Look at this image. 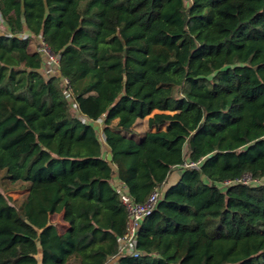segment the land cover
<instances>
[{
	"label": "trees",
	"instance_id": "obj_1",
	"mask_svg": "<svg viewBox=\"0 0 264 264\" xmlns=\"http://www.w3.org/2000/svg\"><path fill=\"white\" fill-rule=\"evenodd\" d=\"M0 16V264H264V0H0ZM122 186L159 193L139 257L119 254Z\"/></svg>",
	"mask_w": 264,
	"mask_h": 264
},
{
	"label": "built area",
	"instance_id": "obj_2",
	"mask_svg": "<svg viewBox=\"0 0 264 264\" xmlns=\"http://www.w3.org/2000/svg\"><path fill=\"white\" fill-rule=\"evenodd\" d=\"M24 39H28L33 37L30 32H26L22 36ZM32 39V38H31ZM43 47L38 52L43 56L44 66H50L48 72L54 73L55 69L59 66L58 57L55 56L50 49L42 42ZM68 81L65 80V84L67 85ZM72 92L70 90L66 91V97L71 96ZM76 110L77 116L80 120L86 123L85 118L79 116L78 108L76 103L73 104ZM188 166H195V164H189ZM250 182H254L250 176L245 175L241 180L237 181H228L225 183V186L233 185L236 183H243L248 184ZM117 193L119 194L123 205L125 206L127 213H128V225H127V232L125 235L119 240L120 241V248L119 254L130 256V257H139L142 255L140 251L136 249V236L139 229V226L144 218L151 215L154 211L157 201L159 200V193L155 191L151 194L148 201L143 204H138L133 202V200L125 193L123 186L117 189ZM115 258H112L108 264H116L114 261Z\"/></svg>",
	"mask_w": 264,
	"mask_h": 264
},
{
	"label": "rangeland",
	"instance_id": "obj_3",
	"mask_svg": "<svg viewBox=\"0 0 264 264\" xmlns=\"http://www.w3.org/2000/svg\"><path fill=\"white\" fill-rule=\"evenodd\" d=\"M2 18L0 16V24L2 23ZM32 44V45H31ZM43 47V44H42V41L41 39H33L31 40V43H30V50H33V52H36V51H39L41 50V48ZM46 70L49 71L50 69H52V67L50 66H45ZM74 104V103H73ZM72 104V108L75 110V107L73 106ZM76 112V110H75ZM97 131H98V135L100 137L101 140H104V136H103V123L102 121H99L97 122ZM147 120H140L138 121V123L135 125V127L133 128L132 130V133L136 134L137 136H141L143 134L146 133L147 131ZM174 175H177V177H179L181 175V170H178L176 173H174ZM261 183H264V179L262 181H260ZM24 191H21V192H14V193H10V195L14 198H18L20 197L21 195H23ZM60 221H61V217H56V218H52L50 220L51 223H55L59 229L61 231H63L62 227L60 226Z\"/></svg>",
	"mask_w": 264,
	"mask_h": 264
},
{
	"label": "crops",
	"instance_id": "obj_4",
	"mask_svg": "<svg viewBox=\"0 0 264 264\" xmlns=\"http://www.w3.org/2000/svg\"><path fill=\"white\" fill-rule=\"evenodd\" d=\"M5 28H3V27H0V30H2V32H5V30H4ZM31 43V42H30ZM32 45V44H31ZM30 48V47H29ZM31 52H33V50H30ZM138 123V122H137ZM136 123V124H137ZM135 127V126H134ZM133 127V128H134ZM147 127H148V124H147ZM133 130V129H132ZM149 131V128H147V131H146V133ZM145 133V134H146ZM145 134H143V135H141V136H137L136 134H134V133H132V131L130 132V133H128V136L129 137H131V138H133V139H135L136 141H141L142 139H143V137H144V135ZM104 152H105V154H107V150L104 148ZM177 179H178V177H177V175H174L173 177H172V183H174V182H176L177 181ZM24 193H26V191H24ZM23 193V194H24ZM56 217H61V221H60V226L62 227V229H63V231H61L60 229H59V227L54 223V225H56L57 226V228H58V230H59V232L60 233H65L68 229H69V225L63 220V214L61 213V214H56V215H52V216H50V220L53 218H56ZM51 223V222H50ZM51 224H53V223H51Z\"/></svg>",
	"mask_w": 264,
	"mask_h": 264
},
{
	"label": "water",
	"instance_id": "obj_5",
	"mask_svg": "<svg viewBox=\"0 0 264 264\" xmlns=\"http://www.w3.org/2000/svg\"><path fill=\"white\" fill-rule=\"evenodd\" d=\"M107 158H108V160H112V155H111V153H108Z\"/></svg>",
	"mask_w": 264,
	"mask_h": 264
}]
</instances>
